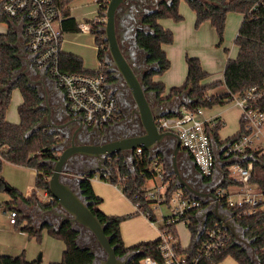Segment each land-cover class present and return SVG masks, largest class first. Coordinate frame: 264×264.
<instances>
[{
	"label": "trees",
	"instance_id": "trees-1",
	"mask_svg": "<svg viewBox=\"0 0 264 264\" xmlns=\"http://www.w3.org/2000/svg\"><path fill=\"white\" fill-rule=\"evenodd\" d=\"M257 0H186L189 7L195 14V26L208 21L215 29L218 36V43L222 41L225 27V18L228 12H238L243 15L237 34L234 38V44L237 47V54L233 58H227L223 69L222 81H211L205 83L208 76L201 65L199 59L195 56H186V74L180 85H174L168 88L164 97L160 95L165 90L162 81H154L153 75L163 73L169 67V60L163 50V45L170 44L173 41L171 30L162 27L159 23L160 18H172L174 21L182 19L178 12L179 0H170L169 3L162 1L156 9L144 15L141 26L135 31L134 40L136 47L145 53V61L153 67L147 69L141 82L146 91H154L158 99H171L181 94H186L189 102L185 105L191 110L199 107H211L216 103L226 102L231 94H243L248 88L255 87L257 93L256 105L264 108V0H260L255 8H251ZM56 4L63 10L67 16L68 5L71 0H55ZM108 0H96L98 4V14H104ZM140 6L144 5L140 2ZM148 9V7H145ZM66 20L64 18L62 23ZM69 20V19H68ZM104 26V25H103ZM103 26L94 24L90 32L94 35V42L97 45V58L106 76V81L113 82L117 79L112 70H108L109 65L105 62L107 56L108 44L104 40ZM63 30L67 27L63 26ZM69 29L79 30L78 23L69 26ZM16 42V36L13 31L7 30L6 33H0V191H6L8 185L1 175V167L4 161L33 167L36 170L35 188L45 190L48 194L47 181L51 175L52 169L48 161L57 157V152L52 147L57 143L56 135L45 128H39L27 135L29 129L40 122L44 116V110L38 107L40 97L34 87L27 85L24 77L20 76L11 82L13 73L21 66L20 59L15 55L16 48L13 43ZM60 66L63 70L70 72H87L82 67L80 57L61 53ZM223 85L225 91L223 94H212L207 97L210 89ZM12 88H18L22 101L17 106L18 121L9 122L5 117V112L10 103V93ZM178 112V111H177ZM217 127L208 128L212 134L213 140L217 145L232 140L238 135V131L223 142H218ZM253 173L250 181L255 183L264 193V159L252 158ZM151 159L146 150L142 149L140 154L133 157L132 166L129 167L120 152L114 153L106 158V181L117 185L123 195L128 198L138 208L130 214L115 215L103 212L99 205L101 197L97 196L92 189L90 178L95 173L87 177L80 178L77 186L82 196L88 202L92 213L104 225V232L110 239V244L114 247L117 256H124L132 252L127 264H140L145 256H150L162 262L159 252V246L162 243L161 237L150 240H141L132 245L125 246L120 234V223L129 216L137 213H149L148 218L155 220L151 201L145 197V184L151 178L149 167ZM99 178L104 179L102 173ZM231 181L226 180L223 186H227ZM232 183V182H231ZM7 191L12 200L5 202L3 207L10 209L17 200L25 204H37L42 209H49L58 205L54 198L51 202H42L37 196L36 189H32L28 196H23L15 188L9 186ZM173 180L168 186V192L175 190ZM186 193V192H185ZM204 207V205H203ZM236 223L244 230V236L250 240V245L254 249L256 261L251 257L247 248H241L240 245L233 243V236L225 246L215 253L211 258H205L199 253L200 243L204 235L205 228L214 224L221 225L213 214L206 218V224L203 231L199 233V220L197 211L189 210L185 212L178 220L168 225L162 224L161 231L171 233L176 238L175 249L177 254L184 259L185 264H218L226 256H231L239 264H264V209L257 211L252 215H237V211L231 209ZM16 213L14 226H19L20 231L26 232L30 236L40 237L41 230L47 232L63 241L61 259L51 261L47 264H91L95 257L94 252L90 251L95 243L93 236L85 237V245L79 244L80 231L74 229L69 221H64L59 226L49 222H42L35 227L31 224V219L25 215L19 217ZM26 218V223L21 224ZM184 222L190 232V240L186 247H182L176 232L175 224ZM79 244V245H78ZM0 264H38L37 260H27L23 253L17 255L0 254Z\"/></svg>",
	"mask_w": 264,
	"mask_h": 264
},
{
	"label": "built area",
	"instance_id": "built-area-1",
	"mask_svg": "<svg viewBox=\"0 0 264 264\" xmlns=\"http://www.w3.org/2000/svg\"><path fill=\"white\" fill-rule=\"evenodd\" d=\"M259 1L251 8H255ZM64 18V12L55 0H0V22L10 23L12 29L23 39L32 62L39 68L45 67L50 77L63 90L70 115L80 118L88 126L110 125L118 119L119 105L111 84L106 81L103 66L99 65L91 73L70 72L60 66L64 33L61 23ZM94 24L103 26L105 15L97 12L89 22L78 23V28L89 32ZM206 96H209V92ZM257 98L256 88L251 87L243 94H231L226 100L231 101L240 111L239 129L238 135L232 140L218 141L223 142L221 145L215 143L208 128L217 127L222 122L216 117H204L203 107L191 110L184 105L174 114L155 116L157 128L177 134L181 147L191 156L204 177L214 178L217 157L224 161V178L220 175L215 187L210 190L215 199L205 201L178 188L168 192L173 179L166 173L161 159L152 157L149 171L150 179L154 182L149 187L145 185V197L151 201L152 208L161 203L168 207L169 216L162 215L164 225L175 222L189 210L198 212L216 201L231 214L232 208L236 210L238 216L252 215L264 209V193L250 181L253 173L252 158L264 159V108L255 104ZM141 151L142 148L137 147L134 153L140 154ZM228 161L232 162L227 163ZM102 174L105 180V172ZM94 176L99 178V172ZM226 180L232 183L223 186ZM43 191L40 201L51 202L54 197ZM135 208H138L137 204ZM144 214L149 216L148 212ZM15 219L16 211L10 210L9 222L14 225ZM160 237L162 243L159 252L162 262L145 256L140 264H185L175 249L176 238L166 230H160ZM229 239L230 232L222 225L206 227L200 243V255L211 258Z\"/></svg>",
	"mask_w": 264,
	"mask_h": 264
},
{
	"label": "water",
	"instance_id": "water-1",
	"mask_svg": "<svg viewBox=\"0 0 264 264\" xmlns=\"http://www.w3.org/2000/svg\"><path fill=\"white\" fill-rule=\"evenodd\" d=\"M125 1L126 0H108L107 2L106 10L104 12L105 24L103 26V32L104 40H106L108 44L107 55L110 58H106L105 62L108 65L113 66L111 70L118 73L124 80L137 106L139 121L134 127L129 128V131H132L131 134L111 139L101 144L72 142L69 146L61 149L59 146L61 143H56L52 149L58 152V155L54 160L47 162L52 169L51 175L47 181L48 191L50 195L57 200V206L62 210L60 211V214L63 216V220L67 214L69 217L66 221H69L74 229H76L75 224H80L82 228L87 229L92 233L95 241L104 252V257L98 261V264H127L133 253L129 252L124 256H117L115 254L114 247L110 244V239L104 232V225L92 213L88 206V202L79 191L77 186L78 180L87 177L92 173L105 172L106 158L117 152L125 155L126 152H132L137 147H141L142 149L151 152L153 150H165L172 146V153L175 155L180 147L179 138L176 133L172 131H162L158 129L154 123L155 116L174 114L176 112L166 111L160 114H155L152 109L149 93L141 82V77L144 73L140 77L138 76L119 45L116 33V13L119 6ZM147 3L150 4L151 0H148ZM154 5L157 6V2H155ZM153 10L154 9H145L140 17V21H142L145 14L152 12ZM134 44L136 46L135 40ZM14 47L17 46L14 45ZM22 50L24 53L26 48H23ZM15 55L19 59H22V53H15ZM43 72H46L45 67L42 68V73ZM12 75L14 76L15 73ZM56 88L58 89L57 86ZM151 92L153 98L156 99V93L154 91ZM46 109L48 110L46 120L49 121V107L46 106ZM73 121L78 122L79 125L83 123L80 118H71L62 121L57 125L63 126L68 124V122ZM45 125L46 124L41 121L34 124L27 132V135ZM93 127V129L96 128L99 132L106 131L109 128V126H107L101 130L99 128L100 126L96 125ZM134 129L136 132H133ZM49 132L60 133L58 130H49ZM149 158L152 159V157ZM230 162L232 161H228L227 163ZM218 168L220 175L224 178L223 164ZM173 171L176 174V186L184 188L193 197L204 200L207 199V197L215 199V196L211 191L209 193H203L189 186L181 179L177 169H174ZM70 172H73L76 177L69 175L68 173ZM4 188L6 191L10 189L9 185H6ZM226 211L227 210L219 205L217 201L214 202L212 206H206L200 209L197 212V218L199 220L198 235L205 228L207 216L213 214L221 225L233 236V243L240 245L241 248L247 247L252 259L256 261L254 249L250 245V240L243 236V228L235 222L231 212ZM90 251L93 252L91 248ZM94 261L95 258L91 264H93Z\"/></svg>",
	"mask_w": 264,
	"mask_h": 264
},
{
	"label": "crops",
	"instance_id": "crops-1",
	"mask_svg": "<svg viewBox=\"0 0 264 264\" xmlns=\"http://www.w3.org/2000/svg\"><path fill=\"white\" fill-rule=\"evenodd\" d=\"M146 1H148V0H146ZM162 1H165L167 3L170 2V0H151V5L148 7V9H156L158 4ZM95 2H96V0H95ZM155 2H157V6L154 5ZM96 5L98 6L97 3H96ZM76 7L77 6L75 4L71 5V3H69V5L67 7L68 8V10H67L68 14H67V16H65L66 20L63 23H61V27H63V26L67 27V29L64 30V33H69V34L73 35L75 33H79V31H80V30H73V29L68 28L69 26H74L76 23H78V19L83 18L85 16V13L83 12V8L82 7L76 8ZM96 14H97V10H96ZM95 15L93 17H95ZM194 17H195V14H194ZM242 18H243V16H242ZM158 21L162 27L171 30L173 33L172 43L163 45V50L165 51V54L169 60V67L163 73L155 74L152 77V79L154 81H162L163 84L165 85V90L160 95V97H164L167 94L169 87L174 86V85H180L182 83L183 80H181V71H182V67H183L184 68L183 73H184V78H185V74H186L185 58H186V56H195L199 59L203 69L208 72V76L204 80L205 83L215 81V80H218V81L223 80V69H224V65H225L227 58L222 59L221 57H219L217 59V61H218L217 66L221 67L220 68V76L219 75H213V73H212V71H210V69H214V68L209 67L207 65L205 67V65L202 64V60H200L201 59L200 56L194 55V54L189 55L186 52L185 48L182 50L180 49V45H179V43H177V38L179 37L178 36L179 31L181 30V28L183 26V23L181 20L174 22L172 18L166 17V18H160ZM207 23L210 25V23L208 21H205V22L201 23L200 25L207 24ZM7 30L13 31L15 33L16 42L13 43V46L14 45L17 46V47H15L16 53H19V54L22 53V55H21L22 59H20L21 66L15 72V75L11 79V82L15 81L18 77L22 76L25 78L27 85H30L31 87L35 88L38 96L40 97V103H39L38 107L41 108L42 110H44V112H45L41 122L45 123L46 125L42 128H45L48 131L49 130H57V120L55 118V115H56V112L59 110V108H61V106L64 107V110H65V112H67V115H68V117H70V119L74 118L70 115V113L67 109V103H66L64 92L56 84L55 80L52 77H50V75L47 73V71L45 73L44 72L42 73V68L37 67L32 62L31 55L27 50L23 53L22 49L26 48L25 43H24L23 39L20 37V35L12 29L10 23H8L7 29L3 32H0V33H6ZM90 34H91L90 36L94 39V35L91 32H90ZM236 34H237V32H236ZM94 48H96V58H97V45L95 44V42H94ZM61 49H62V53H70V54H73V55L80 57V59L82 60V67H83V69H85L87 71H93V70L97 69L100 65L99 60H98V67L95 69H92V68L90 69L89 66H86L83 63V59L81 57V55L83 54L82 51L75 49V48H73V50H71L70 48L68 49V48L64 47L63 46V39H62V43H61ZM176 49H177V52H176ZM139 51L142 52L143 55H145V53L142 50L139 49ZM236 54H237V47H236ZM236 54H235V56H236ZM182 58H183V60H182ZM221 63H222V66H221ZM176 65H178L177 68H175ZM56 86L58 87V89L56 88ZM224 91H225L224 86L219 85L213 89H210L209 93H210V95H212V94L220 95V94H223ZM148 93L150 96L152 109L155 112V114H160V113H163L166 111L167 112H177L182 108V106L186 105L189 102V99L187 98V95L185 93L181 94L180 96H175L171 99H162V100L158 99L157 96H156V99H154L151 91H149ZM10 96H11V93H10ZM17 101H18V105H19L22 101L21 93H20V96L18 97ZM46 106L49 107V121L46 120V115L48 113ZM233 106L237 109V115H238V121H239L240 111H239L237 106H235L234 104H233ZM203 116L206 118H215L216 117V118H219V120H221V122H222L221 127L217 131L218 141H224L227 138L232 136L231 135L227 138H225V137L223 138L220 136V130L224 126V119L219 113L218 114H211L208 110L204 109L203 110ZM5 117L9 122H12V123H16L19 119L17 113H16V115H14L13 113L7 114L5 112ZM225 117L227 118L226 114H225ZM114 122L111 123L110 125L114 124ZM75 123H77V122L73 121V122H70L68 124L69 127L67 129L69 132H72L75 129V127H76ZM233 123H236V122L234 121ZM52 128H54V129H52ZM54 134L56 135V137L57 136L62 137V135L60 133H54ZM134 151H132V152L128 151L125 153V155H122L126 164L129 167L132 166L133 157L135 155ZM147 153H148L149 157H159L161 159V162L163 164V167H164L166 173L168 175H170L173 179L174 187L183 190L187 194H189V193L184 188L176 186L177 180H176V174L173 171L174 169H177L178 174L181 177V179L184 182H186L189 186H191V187H193V188H195V189H197L203 193H209L211 183L214 182L216 184L218 182L219 177H220V171H219L218 167L220 165L222 166V164H224L223 159H220L219 157H217L216 159H217L218 164L216 167V174H215L213 179H209V178L204 177L199 172V170L196 167L195 163L193 162L191 156L181 147V145H180V147H179V149L175 155H173L172 150H170V148H167L165 150H160V151H155V150H153L151 152L147 151ZM188 158L190 159V163H192V165L194 166V169L191 168V166H189L187 164ZM233 160H235V159H233ZM68 174L71 175L72 177H76V175L73 172L72 173L70 172ZM90 183H91L93 192L97 196L101 197V199H102L99 207L103 212H105L107 214L125 215V214L132 213L133 209L135 210V205L128 198H126L123 195V193L121 192L120 188L117 185L111 184L106 180L96 178L95 176L90 178ZM147 185L148 184L146 183V187H148ZM40 191H41V195H42L44 193V191L43 190H40ZM37 192H39V190H37ZM38 194L40 195V193H38ZM40 198H41V196H40ZM207 199H209V198L207 197ZM207 199H205V201ZM19 201L23 204V207L21 209L19 207H17V208H19V212L21 213V215H25L26 217L30 218L32 224L37 223V225L36 224L35 225L39 226V224L44 222V221L48 222L46 220V216L49 213V210L42 209L39 206H36L33 209L34 213L30 214L33 211L29 212V206L27 204H25L23 201H21V200H19ZM206 206H211V205H206ZM17 208H15V209L11 208L10 210H15L16 213H18ZM153 213H154V208H153ZM154 216H155V220L151 221L148 217H146L144 215L145 220L148 223L150 230L149 231L146 230L145 231L146 233L145 232L140 233V235L130 239L129 242L124 241L125 237H124V233H123V229H122V223L124 220L121 221L119 229H120L121 237L123 236L122 240H123L124 245L129 246V245H132V243L134 244V243L141 241V240H149V239H154V238L160 237L159 227L163 224L162 218H160V219L156 218L155 213H154ZM164 216H169V214L164 215ZM7 218H8V220H7L8 223L11 224L9 222V215ZM26 221L27 220L25 218L21 224H25ZM176 224H175V228H176ZM176 232H177V229H176ZM177 234H178V232H177ZM243 236H244V233H243ZM178 240L180 242L179 235H178ZM189 240H190V232H189ZM189 240H188V243H189ZM134 241H136V242H134ZM188 243L186 245H182L180 242V244L183 248L186 247L188 245ZM244 246H246V245H244Z\"/></svg>",
	"mask_w": 264,
	"mask_h": 264
},
{
	"label": "rangeland",
	"instance_id": "rangeland-1",
	"mask_svg": "<svg viewBox=\"0 0 264 264\" xmlns=\"http://www.w3.org/2000/svg\"><path fill=\"white\" fill-rule=\"evenodd\" d=\"M70 3L71 5L75 4L77 6L76 8L82 7L83 12L85 13V16L83 18L78 19V23L89 22L91 18H93V16L96 14V10L98 8L95 0H71ZM178 12L182 16L181 21L183 23V26L179 31V37L177 38V43H179L180 49L182 50L185 48L186 52L189 55L194 54L200 56L202 64H204L205 67L206 65L209 67H213L214 69H210L213 75L220 76L221 67L217 66V59L219 57H221L222 59H226L235 56L236 46L234 45V38L243 15L241 13L232 11L226 14L222 41L218 43V36L216 34V31L208 23L195 26L194 13L189 7L186 0H179ZM7 26L8 22H0V32L5 31L7 29ZM73 35L69 33L63 34V46L68 49L70 48L71 50L75 48L82 51L83 54L81 55V57L83 59V63L86 66H89L90 69L97 68L98 59L96 58V48H94V39L90 36V32L80 30L79 33H75ZM106 58L109 59V56L107 55ZM177 66L178 65H176L175 68H177ZM183 72L184 68L182 67L181 80H184ZM125 91L126 90H121V93ZM19 96V89L12 88L10 103L6 110L7 114L13 113L14 115H16L18 105L17 100ZM204 109L208 110L211 114L219 113L223 117L224 126L220 130L221 137L227 138L233 135L238 130L239 121L237 109L233 106V103L231 101L216 103L211 107H204ZM225 114L227 118L225 117ZM122 115H124V113L120 112L116 122L121 119ZM234 121L236 123H233ZM56 139L59 140L58 136L56 137ZM1 175L9 186L15 188L23 196H28L32 189H36L37 196L40 199V190L42 189L35 188L36 170L33 167H27L4 161L1 167ZM153 182V179L147 180V186H151ZM155 182L158 183V180H155ZM160 187L161 189H163L162 185H160ZM37 190H39V192H37ZM38 193H40V195ZM11 200L12 197L7 191H0V254L17 255L23 253V256L27 260H37L38 264H47L50 261H59L61 259L62 250L64 248V244L61 239L50 235L46 229L41 230L39 238L36 236H30L26 232L20 231L19 226H14L13 224L8 223L7 217L9 215L10 209H15L17 207L21 209L23 207V204L19 200H17L15 201L14 205L10 207V209H5L3 207V204ZM28 206L29 212H31L33 211L34 207L38 205L33 203ZM19 208H17V210L20 217L21 213L19 212ZM33 213L34 211L30 214ZM154 213L156 215V218L160 219L162 218V215H168L170 212L168 210V207L161 203L160 205H156V207L154 208ZM144 215L142 213H137L124 219L122 223V229L125 237L124 241L129 242L130 239L140 235V233H144L146 230H150ZM35 224L37 225V223H34L32 225L37 227ZM75 228L77 230H80L82 229V226L80 224H75ZM176 229L181 244L186 245L189 240V230L187 226L184 224V222L180 221L176 224ZM90 236H93L92 233L87 229H83L81 235L79 236V244H82V239L84 237ZM82 245L85 244L83 243ZM219 264L239 263L231 256H226L220 261Z\"/></svg>",
	"mask_w": 264,
	"mask_h": 264
},
{
	"label": "flooded vegetation",
	"instance_id": "flooded-vegetation-1",
	"mask_svg": "<svg viewBox=\"0 0 264 264\" xmlns=\"http://www.w3.org/2000/svg\"><path fill=\"white\" fill-rule=\"evenodd\" d=\"M140 2L144 5V7L140 6ZM150 5L151 3H147L146 0H126L119 6L116 13V33L119 45L125 56L128 58L131 66L133 67V70L138 74L139 77L147 69L153 67V65L146 63L145 55H143V53L140 52L134 44L135 31L141 25L140 17L145 11V7H149ZM112 67L113 66L109 65L108 70L110 71ZM113 73L117 77V79L113 82H110L112 92L118 99L119 113L123 112L124 115H122L119 121H115L114 124L107 125L109 126V128L106 131L102 132L97 131L96 128L93 129V126H88L84 123L79 125L78 122L75 123L76 127L72 132H69L67 129L70 122L63 126L57 125V130L62 134V137H58L59 140H57V143H61L59 144L61 149L69 146L72 142L101 144L111 139L131 134L132 131H129V128L134 127L139 121L137 106L124 80L118 73ZM121 90L126 91L121 93ZM55 118L57 120V124L70 119L63 106H61V108H59V110L56 112ZM107 126L99 128L102 130ZM134 131L135 129L133 130V132ZM170 150H172V146L170 147ZM187 164L194 169V166L192 165V163H190L189 158L187 159ZM215 185L216 184L214 182L211 183L210 190H212ZM46 210H49V213L46 216V220L56 226H59L69 217L66 214L63 220V216L60 214V211L62 210L58 206ZM83 229L84 228L79 230L80 233H82ZM86 242V238L84 237L82 239V243ZM91 249L95 254V261L93 264H98V261L103 258L104 252L96 241L95 243H93V246H91Z\"/></svg>",
	"mask_w": 264,
	"mask_h": 264
}]
</instances>
